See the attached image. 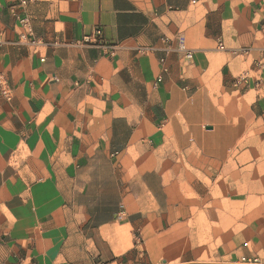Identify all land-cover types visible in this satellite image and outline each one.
Segmentation results:
<instances>
[{"label":"crops","instance_id":"obj_1","mask_svg":"<svg viewBox=\"0 0 264 264\" xmlns=\"http://www.w3.org/2000/svg\"><path fill=\"white\" fill-rule=\"evenodd\" d=\"M252 195L264 0H0V264L204 258L200 221L246 228Z\"/></svg>","mask_w":264,"mask_h":264},{"label":"rangeland","instance_id":"obj_2","mask_svg":"<svg viewBox=\"0 0 264 264\" xmlns=\"http://www.w3.org/2000/svg\"><path fill=\"white\" fill-rule=\"evenodd\" d=\"M254 164V161H252ZM242 166L237 164V171L234 172L236 175L235 181H231L230 183L236 182V180L242 181L241 170ZM235 169V170H236ZM252 174H255L253 172ZM255 179L258 178L257 175H254ZM257 176V177H256ZM231 192H226L225 190H219V199L224 202L225 200L230 198ZM254 198L251 205L250 211V219L247 227L244 226V216L242 214L245 213L242 209H240L241 215L239 218H235V223L233 220L228 218V205H220L221 209L218 215L215 216V220L218 223H212V221H208L203 218L200 221L201 228V242L202 245L208 246L210 249L209 255L204 258L194 259L192 261H187L184 263H173V264H240V260L243 257H259L264 264V195H252ZM234 202H242L240 198H231ZM221 202V203H222ZM224 210L225 212H223ZM231 227V230L227 231L228 227ZM217 228V229H216ZM219 233V236L216 234ZM232 239L236 245L242 250V254L237 259H233L227 262L218 261L212 257V255L218 256L219 247L223 244L225 239ZM240 239V241H239Z\"/></svg>","mask_w":264,"mask_h":264},{"label":"built area","instance_id":"obj_3","mask_svg":"<svg viewBox=\"0 0 264 264\" xmlns=\"http://www.w3.org/2000/svg\"><path fill=\"white\" fill-rule=\"evenodd\" d=\"M24 24H27V21H23ZM101 35V31L100 30H97L96 33H95V36H100ZM92 37H87L84 39V43L87 44V45H90L92 44ZM219 48L221 50H224V46L223 44L221 43ZM180 51L185 53V56L187 59H191L192 58V54L190 51L186 50L185 47H180ZM240 264H262V261L260 260L259 257H243L241 258L240 260Z\"/></svg>","mask_w":264,"mask_h":264}]
</instances>
